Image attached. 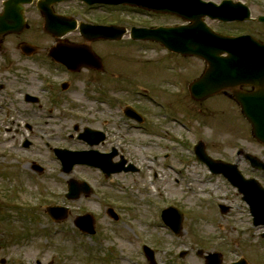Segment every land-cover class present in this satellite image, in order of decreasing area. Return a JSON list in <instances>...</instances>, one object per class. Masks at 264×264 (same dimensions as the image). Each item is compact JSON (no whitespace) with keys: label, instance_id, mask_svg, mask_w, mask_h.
Instances as JSON below:
<instances>
[{"label":"rangeland","instance_id":"rangeland-1","mask_svg":"<svg viewBox=\"0 0 264 264\" xmlns=\"http://www.w3.org/2000/svg\"><path fill=\"white\" fill-rule=\"evenodd\" d=\"M231 1L248 6L253 18L264 15V0ZM74 4L70 8H64L66 4H63L60 12L71 13L78 22L118 23L123 29L179 22L173 16L154 17L145 11L122 7L88 12L81 4ZM35 24L18 40L7 39L5 47L9 54L18 56L22 43L35 46L48 41L42 37L44 27L41 29L39 21ZM210 26L223 33L246 34L264 42V27L257 22L211 23ZM78 35L76 31L67 38L74 39V44L78 40L76 47L80 48L86 43ZM128 41L127 35L120 44L88 43L101 58V65L105 62L107 73L105 66L100 74L88 69L70 73L61 64L24 58L13 59L12 63L0 60V85H3L0 91V264L4 260V264H149L140 248L143 245L152 249L157 264L202 263L189 245H194L195 250L197 245L205 251H223L226 262L240 256L251 264L264 261V247L257 243L262 239L260 234L264 228L250 229L251 220L234 188L221 177H211L193 154V147L203 141L213 159L237 162L239 169L247 174L244 161H237L234 155L238 148L249 151L251 142L239 110L221 94L204 102L191 98L188 87L206 69L196 58L183 59L189 76L185 80L189 79L187 86H181L180 93L169 86L166 94L170 96L165 99L161 91H151L150 87L155 88L163 79L167 85L174 82L173 74L169 73L168 81L167 70L163 69L170 63L165 61L161 67H152L158 59L156 50L144 48L138 52ZM48 42L47 47L40 49L48 50L56 45ZM169 60L173 66H179L178 59ZM144 62L151 65L146 66ZM63 83H69L65 91L61 89ZM118 83L125 87L126 92L121 93L123 101L131 102L149 116V125L147 121L146 124L151 128L150 135L143 134L146 130L132 128L133 124H140L109 106L103 96L98 102V94L92 92L102 93L107 91L103 85L117 87ZM143 90H150L149 94L159 101L162 109L155 108L147 96H137L135 91ZM92 93H95L93 97ZM26 95L37 100L28 103ZM85 129L102 131L106 140L89 146L79 139ZM113 145L121 147L126 159L139 169L138 173H120L107 179L95 168L76 166L67 175L61 172L53 153L54 148L103 153ZM165 152L169 154L167 160L162 157ZM153 155L156 157L152 158ZM151 160L158 162L161 169ZM36 165L43 169L42 173L33 171ZM150 165L158 173L159 182L155 181L152 171H146ZM167 165L173 167L172 172L166 169ZM72 179L87 182L93 190L75 201L66 200L67 182ZM149 180L151 186L147 185ZM218 204L230 207L227 215H220ZM54 205L70 207L72 211H68L63 221L53 222L45 216L44 208ZM169 206L184 216L183 231L178 237L170 234L160 220L162 210ZM108 208L120 215L119 221L114 222L108 216ZM86 213L94 216L96 236H81L74 226L76 218ZM142 216L146 223L141 221ZM131 221L140 227V234ZM182 252L186 255L181 258ZM119 257L125 260L120 261Z\"/></svg>","mask_w":264,"mask_h":264},{"label":"water","instance_id":"water-1","mask_svg":"<svg viewBox=\"0 0 264 264\" xmlns=\"http://www.w3.org/2000/svg\"><path fill=\"white\" fill-rule=\"evenodd\" d=\"M32 1L9 0L5 8V15L12 16V24L15 26L7 27L5 30L2 29L1 32L20 30L23 24L21 17L22 5ZM44 1L45 4L39 5L42 11H47L49 4L69 0ZM79 1H83L88 5L123 4L137 6L158 13L176 15L190 22L191 25L189 27L164 28L154 31L133 30L132 36L134 39L158 41L170 52L196 55L203 58L208 65V70L200 80H197L190 87L192 96L197 100L205 99L219 92V90L234 89L239 85H264V45L259 44L248 36L234 38L215 34L203 23V18L205 17L222 22L250 20V12L242 4L224 1L220 5H215L201 0ZM46 18L47 21L53 20L50 16ZM258 21L264 24V17L259 18ZM0 23H3L1 19ZM101 29L99 28V33L94 32V34H97L95 36H103L105 29H103V32ZM87 55L88 53L86 52L85 56ZM234 97L241 107L242 114L252 123L254 136L264 143V91H257L253 94L238 93ZM98 142H90L89 145H96ZM195 153L197 159L206 164L213 174H223L234 187L238 188L243 195V200L251 206L254 223L264 224V198H260L257 195V190L255 187L252 188L251 183L243 180L237 167L211 160L205 154L202 144L195 148ZM55 154L62 163V171L67 174L70 173L74 165L79 164L100 168L107 177L122 171L119 165L113 167L109 164L111 156L106 157L96 151L74 153L65 150H55ZM249 157L247 158L250 159ZM38 170L41 171L40 168ZM124 170L128 171L129 169ZM67 188L68 194L66 198L69 200L79 198L81 193H89L85 183L79 184L73 180L68 182ZM47 212L54 220H60L66 217L67 209L49 207ZM109 214L115 217L111 210H109ZM162 218L175 234H179L182 223L181 213L175 209H168L163 212ZM75 225L84 233L92 235L95 232L93 219L89 215L78 217ZM146 252L150 261L154 263L152 252L148 249H146ZM206 259L207 264H221L217 254H209Z\"/></svg>","mask_w":264,"mask_h":264},{"label":"flooded vegetation","instance_id":"flooded-vegetation-1","mask_svg":"<svg viewBox=\"0 0 264 264\" xmlns=\"http://www.w3.org/2000/svg\"><path fill=\"white\" fill-rule=\"evenodd\" d=\"M4 1H6V0H0V4H1L0 10L2 9V5H3ZM63 4H66V7H64V8H70L72 6L71 4H68V3H63ZM63 4L54 5L53 6L54 12L57 15H69V16H72V14L70 15L69 12H60V8L62 7ZM58 9H59V11H58ZM24 18H25V20L27 21V23L29 25V28L26 31H29L33 24H35V23L38 24V21L40 22L41 29H43V23H44L43 17L41 15V13L39 12V10L37 9L36 2H33V4L25 7ZM251 23H253V22H251ZM105 24H109V23L107 22ZM21 35H12V36H5V37L1 36L0 37V60H1V62L12 63V62H14L13 59L19 60L20 58H24L26 60H30V61L38 62V63H40V62L44 63V62H48L49 61L47 59V54H48V51H49L50 48L48 50H46L47 46L45 44L48 41L52 42V43H55L56 40L52 36H49L46 33L42 37L48 38V41H46L45 44H43V43L39 44L38 43V45H35V49H33L32 54H29V55L25 54L23 51H21L20 47H19V51L17 52L19 54L18 56L14 55V54L13 55L9 54V52L7 51V49L5 47V43H6L7 39L14 38V40H18L21 37ZM70 35L72 36V34H70ZM78 38H79V35H78ZM66 41L74 43V39H68L67 38ZM77 41L78 40H76L75 42H77ZM120 42L105 41L102 44H104V45L105 44L107 45L108 43L120 44ZM129 42L131 44L133 43L130 40L127 43H129ZM42 46H46V47L44 49H40V47L42 48ZM157 55H158L157 61L155 63H153L152 65L151 64L150 65L152 67L154 66V68H156V67L163 66L165 61L170 63L169 65H164L163 69L167 70V71H165V73L167 74L168 81H169V73L173 74L174 82L173 83L170 82L167 85V83L163 79L160 84L155 85V88L152 86L151 87V91H161V94L163 95V97L165 99H169L168 96H170V95L166 94L167 91H170V90L167 89L169 86L170 87L173 86L174 91H178L177 93H180V91H182L181 90L182 89L181 86H183L184 84L188 83V79L189 78L185 80V78L189 77L188 76V69H185V61L183 60V59H188V58L187 57H182V56L177 55V54L168 53L165 50H163L160 53H157ZM173 58L179 60V64H178L179 66H177V67L173 66L172 62L169 60V59H173ZM103 66H105V62L103 63ZM104 72L105 73L108 72L106 66H105V71ZM175 73H177V75ZM182 73H183V75H182ZM116 85H118V86L115 87V85H110V84L103 85V86H105V89L107 91L104 90L105 92L104 91L102 92V96L107 101V104L109 106H111L112 108L114 107V108L119 109L121 111L122 115L125 118H128V120H131V121H133L136 124H146V120L148 118V115L146 114V112H144V111L142 112L141 108H140V110H138L134 105H131L132 109H134V110H127L124 107L125 103H124L123 98L121 96V92L122 91H120L124 87V84L118 83ZM186 86H187V84H186ZM109 90H111V91H109ZM256 90H258V89H254V88H247L246 89V91H256ZM263 91H264V89H263ZM184 105H186V103ZM125 111L128 113V115H127V113H125ZM140 115L143 118H141ZM147 124H149V123H147ZM147 124H146V126L143 127V129L146 130L145 132H143V134L144 133H149V127H148ZM134 126H139V125H134ZM105 140H106V134H105ZM249 145H250V149H249V151L248 150L247 151L251 155L256 157L258 160H260L261 162L264 163V146H262L261 144H259L258 142H255V141L249 142ZM103 153H105V154L112 153L114 155L113 156V162L114 163H116L119 160H127L126 157H125V153H123V151L121 150V147H118V146H114V145L110 146L109 150H106ZM167 156H169V154L167 152H165L162 155V157L164 159H167ZM238 156L242 157V154H239V152H238ZM153 157H156V155H153ZM239 160H240V158H238L237 161H239ZM129 163H131V162L128 161V163H126V165H128ZM244 163L246 164V167H247L246 177L249 178V179L257 180L264 188V174L262 172H260V171L253 170V168L246 161H244ZM260 237L262 238L263 241H262V243L260 241L258 243L263 248L264 247V237L262 235ZM246 264H250V261H247ZM258 264H264V261L262 260Z\"/></svg>","mask_w":264,"mask_h":264},{"label":"bare ground","instance_id":"bare-ground-1","mask_svg":"<svg viewBox=\"0 0 264 264\" xmlns=\"http://www.w3.org/2000/svg\"><path fill=\"white\" fill-rule=\"evenodd\" d=\"M201 28V27H200ZM224 56H225V54H224ZM76 65H79L78 63L76 64ZM89 65H91V64H89ZM97 65L96 66H94V67H91V71L93 72L95 69H97ZM98 74H100L101 72H97ZM201 79V78H200ZM151 166V165H150ZM152 167V166H151ZM147 170H150V168H148ZM156 182H159V178H157L156 180H155ZM201 184V183H200ZM193 195L195 196L196 195V193L194 192L193 193Z\"/></svg>","mask_w":264,"mask_h":264}]
</instances>
